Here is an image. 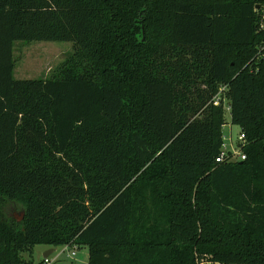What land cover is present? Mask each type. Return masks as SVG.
<instances>
[{
	"label": "trees",
	"instance_id": "1",
	"mask_svg": "<svg viewBox=\"0 0 264 264\" xmlns=\"http://www.w3.org/2000/svg\"><path fill=\"white\" fill-rule=\"evenodd\" d=\"M263 15L264 0H0V264H34L40 244L87 246L89 264H264ZM18 40L76 50L16 79ZM226 104L245 160L216 161Z\"/></svg>",
	"mask_w": 264,
	"mask_h": 264
},
{
	"label": "rangeland",
	"instance_id": "2",
	"mask_svg": "<svg viewBox=\"0 0 264 264\" xmlns=\"http://www.w3.org/2000/svg\"><path fill=\"white\" fill-rule=\"evenodd\" d=\"M76 47L70 41H15L14 42V77L16 79L50 78L56 69L66 62L74 53ZM227 124L224 126L226 144L230 148H237L241 134L238 125L231 123L229 111L226 113ZM22 210L15 208L12 214L20 219ZM46 245H36L33 250L34 264H41L44 259L43 250ZM56 251L51 253L50 264H89V249L87 246L80 248L67 245L54 247ZM72 252L76 254L72 256ZM29 261V253L24 254ZM32 257V258H33Z\"/></svg>",
	"mask_w": 264,
	"mask_h": 264
},
{
	"label": "built area",
	"instance_id": "3",
	"mask_svg": "<svg viewBox=\"0 0 264 264\" xmlns=\"http://www.w3.org/2000/svg\"><path fill=\"white\" fill-rule=\"evenodd\" d=\"M261 29L262 30L264 29V15H263L262 22H261ZM224 90L225 88H222L220 91V94L214 98L213 101L216 105L221 104V102L224 100L221 94V92H223ZM226 109L228 111L230 110V107L228 106V104H226ZM224 139H225V136H224ZM245 143H246L245 134L243 133L240 134L239 141L237 143V148H230L226 144V141H225V143L223 144L221 154L217 157L216 161L217 162H236V161L245 160L247 155L245 154L241 146V145H244ZM75 254H76L75 252H72V256H74ZM51 262L52 260L50 256V257L44 258L41 264H50Z\"/></svg>",
	"mask_w": 264,
	"mask_h": 264
},
{
	"label": "crops",
	"instance_id": "4",
	"mask_svg": "<svg viewBox=\"0 0 264 264\" xmlns=\"http://www.w3.org/2000/svg\"><path fill=\"white\" fill-rule=\"evenodd\" d=\"M53 247H50V246H47L46 247V249H44L43 250V254H45V253H49L48 255H50L51 254V249H52ZM54 251H56V250H54ZM43 261V260H42ZM42 261L40 262V263H42Z\"/></svg>",
	"mask_w": 264,
	"mask_h": 264
},
{
	"label": "water",
	"instance_id": "5",
	"mask_svg": "<svg viewBox=\"0 0 264 264\" xmlns=\"http://www.w3.org/2000/svg\"><path fill=\"white\" fill-rule=\"evenodd\" d=\"M23 217H24V213L22 214V216L20 217L19 220H21ZM54 250H55V249H54V247H53V248L51 249V253H53ZM49 253H50V252H49ZM49 253H45V254H44V258L48 257V256H49V255H48Z\"/></svg>",
	"mask_w": 264,
	"mask_h": 264
}]
</instances>
